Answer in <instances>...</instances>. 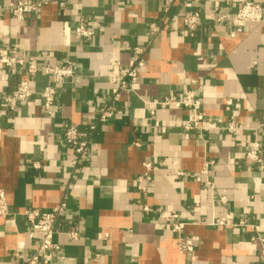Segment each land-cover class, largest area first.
<instances>
[{"label": "crops", "instance_id": "0c3cea01", "mask_svg": "<svg viewBox=\"0 0 264 264\" xmlns=\"http://www.w3.org/2000/svg\"><path fill=\"white\" fill-rule=\"evenodd\" d=\"M12 1L0 0V49L36 57L41 69L69 59L74 75L56 85L45 114L40 91L47 76L39 70L30 77L32 95L11 110L2 97L26 75L0 63V194L7 210L0 215V264H15L16 253L28 259L36 249L24 212L60 203L66 211L53 237L59 251L36 264H264V187L254 192L243 162L254 139L264 152V19L236 22V0H192L201 21L189 34L183 0L167 10L161 0H49L20 20L4 9ZM253 1L264 10V0ZM221 14L226 19L212 16ZM81 16L93 33L78 39ZM151 24L157 31L149 32ZM236 24L242 31L230 37ZM137 46L138 80L113 100L107 62L116 56L126 64ZM187 89L201 101V134L183 131L191 118L185 107L148 103L178 100ZM104 104L112 113L101 120ZM230 119L240 125L234 134L225 130ZM66 123L93 125L84 157L65 144ZM171 211L182 235L195 239L193 252L178 249L165 218ZM224 216L244 218L255 230L211 224ZM72 227L76 240L66 235Z\"/></svg>", "mask_w": 264, "mask_h": 264}, {"label": "built area", "instance_id": "2783aa9c", "mask_svg": "<svg viewBox=\"0 0 264 264\" xmlns=\"http://www.w3.org/2000/svg\"><path fill=\"white\" fill-rule=\"evenodd\" d=\"M48 1L49 0H16L8 3L4 9L11 13L13 17L20 20L25 14L37 11ZM161 1L163 3V9L167 10L176 0ZM236 1L237 8L233 15L236 22H260L264 19V10L260 3L253 0ZM60 4H62V2ZM182 7L183 12H181L180 17L182 25L189 34H193L200 25L201 15L197 10L192 9V0H183ZM212 16L218 21L226 19L224 14ZM89 21V18L82 16L78 19L74 28V36L76 38L81 39L92 35L93 31L87 27ZM155 31H157V27L154 24H151L149 26V32L153 33ZM241 31L242 26L236 24V27L230 31L229 36L234 37ZM142 53V47H133L132 54L126 64L121 63L120 59L116 56L109 58L106 67V80L111 84V97L113 100L118 99L120 91L130 90L132 84L138 80V69L143 65V59L141 58ZM0 63L5 66L16 65L26 75V78L21 79L11 93L2 97L4 105L11 110L15 109L18 103L25 101L32 95L33 91L30 87V77L39 70L47 76V83L40 91L42 107L45 114H47L55 104L56 85L71 81L74 75L72 62L69 59H65L63 63L56 65L46 64L41 69L38 66L36 57L22 55L15 49H12L9 52L6 48H1ZM148 103L158 104L160 106H168L170 104L183 106L188 109L191 114V118L182 125L183 131H197L201 134L202 131L206 130V127L203 126L201 101L196 97L193 89L184 90L181 98L178 100L171 96H166L162 99L148 101ZM226 103L231 104L232 101L227 100ZM233 105L235 108H239L238 102H235ZM98 113L99 118L104 120L111 115L112 111L110 106L104 104L101 106ZM153 125L157 126V121H154ZM92 128L93 125H90L88 130H86L79 129L74 124H64L63 140L65 144H67V146L79 157H84L88 152L91 142L90 131ZM239 128L240 125L233 121V119H230L225 126V130L231 134H234ZM71 162L75 165L76 159H73ZM243 162L251 173V180L255 185L254 192L257 193L260 188L264 187V152L256 139H254L250 143L249 147L243 151ZM144 166L146 169H150L149 163H144ZM177 174L181 175L182 172L177 171ZM203 174L207 175L206 168L204 169ZM143 177L144 180L149 179V176L146 173H144ZM195 178L200 180L201 175H195ZM139 179L142 180L143 178ZM205 186L206 188H210L211 183L205 180ZM138 188L142 192H145V187L139 185ZM218 200L220 202H225V196L221 195ZM141 210L148 212L151 208L147 205H142ZM65 211V203H60L48 210L32 208L27 209L24 212L26 223L30 230L37 234L38 240L34 253L28 259H25L22 253H16L15 264L46 263L50 262L57 256L59 245L54 242L53 237L56 233L57 219ZM6 213V205L3 201L2 195L0 194V215H5ZM165 218L171 225L172 233L175 234L178 249L181 252H193L195 239L193 237H185L182 235L183 223L178 221V214L171 211L167 213ZM211 224L220 227L240 226L255 230V227L244 218L233 222L230 221L228 216L216 217L212 220ZM66 235L70 240H76L78 238V232L73 227L66 231ZM254 237L258 238V235H255ZM262 255L264 256V248L262 249Z\"/></svg>", "mask_w": 264, "mask_h": 264}]
</instances>
